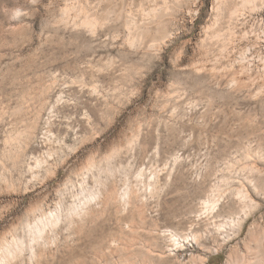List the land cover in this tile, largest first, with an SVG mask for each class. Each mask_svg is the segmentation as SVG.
<instances>
[{
  "label": "rangeland",
  "instance_id": "1",
  "mask_svg": "<svg viewBox=\"0 0 264 264\" xmlns=\"http://www.w3.org/2000/svg\"><path fill=\"white\" fill-rule=\"evenodd\" d=\"M4 235L12 264H264V0H0Z\"/></svg>",
  "mask_w": 264,
  "mask_h": 264
},
{
  "label": "bare ground",
  "instance_id": "2",
  "mask_svg": "<svg viewBox=\"0 0 264 264\" xmlns=\"http://www.w3.org/2000/svg\"><path fill=\"white\" fill-rule=\"evenodd\" d=\"M57 2V1H56ZM67 4V3H66ZM67 6V5H66ZM82 6V5H81ZM65 8V7H64ZM69 8H70V6H69ZM67 9V8H66ZM89 9V8H88ZM64 10V9H63ZM73 12V11H72ZM69 13V12H68ZM63 14V13H62ZM66 14V13H65ZM80 15H81V13H80ZM98 15V14H97ZM71 16V15H70ZM65 17V16H64ZM78 19V18H77ZM81 19V18H80ZM68 20V19H67ZM78 21V20H77ZM67 22V21H66ZM69 22V21H68ZM103 22V21H102ZM75 23V22H74ZM73 24V23H72ZM78 24H79V21H78ZM100 24V21H99V19H97V17L96 18H92V17H90L89 15H84V17H83V19H82V21L80 22V26H84L85 28L87 27V28H89V29H91V30H93V29H95L96 27H98V26H100L99 25ZM103 24V23H102ZM57 26V25H56ZM66 26V25H65ZM74 27L76 26V23H75V25H73ZM68 27V26H67ZM72 28V27H71ZM87 28H86V30H87ZM66 29V28H65ZM62 30V29H61ZM75 31V30H74ZM77 31V30H76ZM70 33V32H69ZM137 40V39H136ZM138 41H140V40H138ZM134 43V42H133ZM129 44V43H128ZM131 44V43H130ZM134 46V45H133ZM131 47V46H130ZM132 48V47H131ZM43 86V85H42ZM48 89V88H47ZM30 90V89H29ZM32 97V96H31ZM46 101V100H45ZM26 106V105H25ZM42 107V106H41ZM39 109H41V108H39ZM40 111V110H39ZM37 112L36 113V115H35V118H33V120L35 121V119H39L38 117H39V114H40V112ZM42 111V110H41ZM43 113V112H42ZM35 114V113H34ZM43 117V116H42ZM37 121V120H36ZM33 122V121H32ZM36 124V123H35ZM34 124V122H33V125L29 128V130L27 131L28 133H26L27 135H28V137H32V135L34 134V131H35V125ZM38 130V129H37ZM21 134V133H20ZM36 134V133H35ZM38 134V133H37ZM36 134V135H37ZM27 137V138H28ZM37 137V136H36ZM45 137V136H44ZM136 137V136H135ZM8 139V138H7ZM30 139V138H29ZM12 141V140H11ZM26 141V140H25ZM12 143H13V141H12ZM16 143V142H15ZM23 143V142H22ZM129 143V142H128ZM131 143V142H130ZM8 144V143H7ZM26 145V144H25ZM7 151H9V150H7ZM12 152V151H11ZM8 155V154H7ZM5 156V155H4ZM9 157H10V155H9ZM20 157V156H19ZM95 157V156H94ZM14 159V158H13ZM2 161H3V159H2ZM5 161V160H4ZM13 161V160H12ZM28 161V160H27ZM36 161V160H35ZM40 161V160H39ZM98 161V160H97ZM42 163V162H41ZM41 163H39V164H41ZM96 163V162H95ZM37 165H38V162H37ZM85 165H86V163H85ZM94 166V160H89L88 162H87V168H88V170H86V171H88L89 172V170H90V168L92 169V167ZM95 166H96V164H95ZM40 167H41V165H40ZM85 167V166H84ZM39 168V167H38ZM94 168H96V167H94ZM84 171V170H83ZM93 172V171H92ZM84 173V172H83ZM87 173V172H86ZM31 177V176H30ZM86 179V178H85ZM87 180V179H86ZM83 182V181H82ZM40 184V183H39ZM82 185V184H81ZM85 186V185H84ZM8 187V186H7ZM7 187H5V188H7ZM12 188V187H11ZM25 188H26V186H25ZM88 188V187H87ZM20 190V189H19ZM96 191V190H95ZM16 192V191H15ZM21 192V191H20ZM112 192V191H111ZM110 192V193H111ZM72 194V193H71ZM103 197H105V196H103ZM76 198V197H75ZM74 198V199H75ZM79 198V197H78ZM73 199V200H74ZM112 200V199H111ZM82 201V200H81ZM80 202V201H79ZM61 204V203H60ZM65 204V203H64ZM75 204V203H74ZM57 205V204H56ZM73 205V204H72ZM105 205H106V202H105ZM39 206V205H38ZM58 206H59V204H58ZM62 206V205H61ZM61 206L57 209V212H58V214H57V216L55 217V215L54 214H52L50 211V213L48 214H46V215H42V216H40V218H38V219H36L35 220V222L33 223V226H32V228L35 230V231H37V233H39L40 235H43V234H45V231L46 230H48V227H49V224L51 225V223H53V221H55L56 223L57 222H59L60 221V219H62L61 218V212H62V209H61ZM83 206H85V205H83ZM102 206V205H101ZM42 207V206H41ZM87 207V206H86ZM56 208V207H55ZM102 208V207H101ZM63 210H65V209H63ZM37 211V210H36ZM35 211V212H36ZM43 211V210H42ZM34 212V213H35ZM53 212V211H52ZM56 212V213H57ZM27 213H29V212H27ZM32 213V212H31ZM38 213V212H37ZM93 212L91 211L90 212V210H89V208H82L81 206H78V205H76L75 204V206H73L72 208H70V211H69V217L71 218V219H80V218H82V217H84V216H86V215H90L91 217H92V214ZM30 214V213H29ZM65 214V213H64ZM27 216V215H26ZM64 216V215H63ZM66 218V217H65ZM93 218V217H92ZM32 220V219H31ZM68 220H69V218H68ZM242 220V219H241ZM240 220V222L238 223L237 222V225H236V232L237 233H240L241 232V230H242V226H243V224H244V220L243 221H241ZM26 221V220H25ZM29 221V220H28ZM62 221V220H61ZM238 221H239V219H238ZM33 222V221H32ZM69 223V222H68ZM29 224V223H28ZM58 224V223H57ZM26 226H28V225H26ZM30 226V225H29ZM28 226V227H29ZM52 228V227H51ZM22 231H23V229H22ZM48 231H50V230H48ZM53 232V231H52ZM6 234V233H5ZM3 235V234H2ZM44 236V235H43ZM42 236V237H43ZM253 239H254V235L252 234L250 237H249V240L251 241H253ZM15 243H16V241H14V239L12 238V240L10 241L9 240V238L8 237H6V235H4V237L2 236V238H1V240H0V252L2 253L1 255H0V264H8V261H9V259L8 258H10L9 256H11V254H12V247L15 245ZM250 250V249H249ZM253 255V254H252ZM251 255V256H252ZM12 259V258H11ZM232 259V258H231ZM240 259V258H239ZM245 259V258H244ZM262 259V258H261ZM13 260V259H12ZM133 260V259H132ZM257 260V259H256ZM247 261V260H246ZM259 261H260V259H259ZM132 262V261H131ZM248 262H249V260H248ZM252 262V261H251ZM262 262V261H261ZM9 263H10V261H9ZM230 263V262H229ZM236 263H237V261H236ZM243 263V262H242ZM10 264H12V263H10ZM245 264V263H244ZM252 264V263H251Z\"/></svg>",
  "mask_w": 264,
  "mask_h": 264
}]
</instances>
